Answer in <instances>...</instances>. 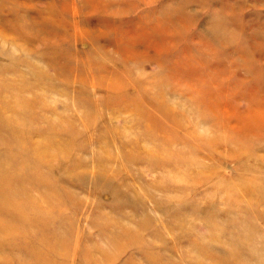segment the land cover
I'll list each match as a JSON object with an SVG mask.
<instances>
[{"label":"rangeland","instance_id":"obj_1","mask_svg":"<svg viewBox=\"0 0 264 264\" xmlns=\"http://www.w3.org/2000/svg\"><path fill=\"white\" fill-rule=\"evenodd\" d=\"M0 264H264V0H0Z\"/></svg>","mask_w":264,"mask_h":264},{"label":"bare ground","instance_id":"obj_2","mask_svg":"<svg viewBox=\"0 0 264 264\" xmlns=\"http://www.w3.org/2000/svg\"><path fill=\"white\" fill-rule=\"evenodd\" d=\"M52 220V219H51ZM54 220V218H53ZM53 220L51 221V224H52V227L47 229L45 231V233L49 234L50 236L49 237H45L44 239H47V238H51V242L52 243H48V242H45L47 245H52L54 244L55 248H58V243L62 241V234L64 235V232L62 231V227L63 226H66L65 225V222L63 224H61V229H59L57 226H58V222L57 221H54ZM53 222V223H52ZM42 236H37V240H42ZM23 252H25V248L23 246H20L19 247ZM238 258H240L241 255H237ZM41 260H44L43 256L40 257ZM52 263V262H51Z\"/></svg>","mask_w":264,"mask_h":264}]
</instances>
